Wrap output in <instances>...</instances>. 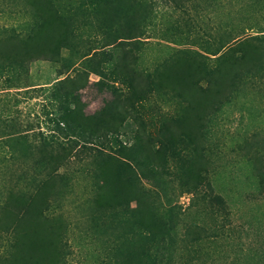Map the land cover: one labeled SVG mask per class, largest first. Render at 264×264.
Here are the masks:
<instances>
[{
    "label": "rangeland",
    "instance_id": "obj_1",
    "mask_svg": "<svg viewBox=\"0 0 264 264\" xmlns=\"http://www.w3.org/2000/svg\"><path fill=\"white\" fill-rule=\"evenodd\" d=\"M138 1L142 4H138V10L146 9L148 16H141L134 38L106 45L123 32L111 15L95 14L91 8V17L85 21L82 15L69 12L74 1L62 0L59 6L68 18L69 30L74 31L68 33L67 45L61 47L59 56L35 59L25 70L0 59V264H31L26 259L32 248L24 241L41 230L49 244L48 253H52L54 244L59 249L53 253L56 260L38 264L114 263V252L124 241L122 233L110 225L116 218L115 210L106 207L104 213L100 207L109 194L119 193L114 182L107 184L104 172L111 170L108 164H115V149L121 142L112 139V146H104L110 155L99 153L91 159L90 150L69 149L68 143L59 146L55 136V141L50 139L58 128L52 119L62 111L60 102H53L61 79L81 74L87 80L86 86L77 91L86 114L115 101L110 89H117L122 97L134 87L141 90L142 97L135 105H127L132 116L127 120L133 131L120 130V139L130 142L139 130L132 120L136 114L146 119V133L151 134L163 121L176 125L192 112L188 108L194 101L188 103V93L167 88L173 86L171 77L181 83L176 87L189 89L204 68L214 72L225 64L228 47L238 43L232 37L264 38V0H186L180 7L171 0ZM40 22L30 0H0V37L13 32L30 35L32 45L41 40L58 44L63 29L47 33L39 27ZM103 45L112 52V60L104 65L105 74L100 76L90 68L103 57L94 54V48ZM225 70L234 71L224 65L221 71ZM125 72L131 75L122 79ZM258 72L242 70L241 83L230 101L216 109L211 103L202 107L208 126L205 182L215 194L223 196L224 202H211L205 184L196 193L168 198L167 205L162 193L140 176L151 194V208L142 216L152 215L155 225L160 226L172 209L181 224L178 241L169 245L177 248L172 264H264V70ZM135 75H141V79L133 80ZM13 76L21 77V82L29 86L9 88L5 79ZM198 84L209 85L202 78ZM217 88L220 93L222 89ZM28 123L33 129L27 136L16 135L27 132ZM46 137L53 145L47 148L52 155L31 147ZM179 147L185 160L191 149L185 142ZM54 157L60 164L54 163ZM108 158L111 162L102 166ZM179 176L174 179L176 186L188 183L184 174ZM136 204L133 200L130 209ZM118 208L121 210V206ZM57 225L62 230L55 231ZM105 226L111 227L107 233ZM198 226L207 236L193 242L192 233L186 237V232Z\"/></svg>",
    "mask_w": 264,
    "mask_h": 264
},
{
    "label": "trees",
    "instance_id": "obj_2",
    "mask_svg": "<svg viewBox=\"0 0 264 264\" xmlns=\"http://www.w3.org/2000/svg\"><path fill=\"white\" fill-rule=\"evenodd\" d=\"M61 1L30 0L32 7L41 20L39 25L41 29L47 31V33H50L54 28L63 29L62 38L58 44H51L50 41V44H48V41L41 40V42L32 45L29 41L31 39L30 35L23 37L17 33L8 32L5 36L0 37V59L4 58L14 68L17 65L25 70L29 63L35 59H52L59 56L61 47H66L67 45L68 33L72 35L74 31L73 28L69 30L68 18L59 6ZM70 1H74L76 4L71 7L72 9L69 12L79 16L82 15L81 17L85 21L91 17L92 13L89 11L91 8L95 14H97V11L98 13H104L106 16L108 13L111 15L117 27H120L123 32L114 36L112 42L106 45L114 44L122 38L138 36L135 34L140 29L138 22L141 16H145V18L148 16L146 9L138 10V4L142 6L138 0ZM171 1L177 3L179 7L186 3V0ZM240 36L241 34L232 37V41L238 43H235L230 48L228 47L224 55V65L229 68L230 72L231 69H234L231 73L226 72L227 70L225 72L221 71L224 65L214 72L204 68L206 72L200 71L198 73L200 75L196 80L199 82L201 78L205 79L209 85L202 87L196 81L194 86L189 89L176 87L180 86L181 83L171 77L174 87L167 85V88H174L184 94L188 93L186 95H188L189 104L191 100L194 101L193 106L188 108L192 110L187 116L188 118L182 119L176 125L171 126L166 121H163L158 130L148 134L146 133V126H144L146 119L136 114L132 120L138 124L139 130L138 128L136 129L138 131H136L133 140L130 142H123L120 139V130L127 128L129 131H133L134 128L131 121L127 120L131 116L127 110V105H135V102L142 97L143 93L141 90L133 86L135 89L123 94L125 96L122 97L121 94H117V89H110L109 87L116 95L114 96L115 101L107 103L95 113L86 114L83 111L85 104L81 102L80 97H77V91L86 86L87 80L81 74H77L75 76L67 75L59 81L54 98H52L53 102L54 100L55 102H60L62 111L52 119L58 125L57 130L51 135L52 138L50 139L52 141L56 140L55 136L60 140L59 146H63L64 142L68 143L69 149L77 148L80 152H84L83 150L86 149L90 150L91 159L99 153L110 155V151L104 146L106 144L112 146V139L121 142L120 146L115 149L117 153L116 160H113L115 164H108L107 167L111 168V170L104 172L107 184L114 182L119 193L109 194L104 203L100 204V207H103L104 213H106V207L110 210H115L116 218L110 225L114 224L112 229L122 233L121 236L124 237V241L114 252L115 262L111 263L109 260L105 264H172L173 255L175 254L173 250L176 251L177 248H172L171 246L179 239L178 228L181 224L177 223L178 221L175 219L172 209L168 219H165L162 222L163 225L160 226L155 225V220L151 218L152 215L142 216L144 211H148L151 208L148 199L151 194L150 190L147 191L145 185L139 179L142 176L152 186L157 188L165 197L167 205L170 203L168 198L173 199L174 197L177 199L184 193H196L206 184L208 169V165L205 162L208 158L206 127L208 126L202 107L205 106V103H211L213 109H216L230 101L235 87L241 83L242 76L240 73L242 70L249 74L259 73L258 71L264 70V38L250 36L242 39ZM238 37L240 38L236 41L235 39ZM105 46L94 48L97 49L94 54H100L103 57L96 61L95 64L92 63L93 68H90L92 72L100 76L105 74L104 65L112 60V52L106 50ZM90 60L93 61L92 59ZM217 72L218 74L214 76ZM130 75L125 72L122 76L121 73V78L126 79ZM139 79H141V75H135L133 78V80ZM21 81L23 79L19 76L5 79V82L9 83L7 84L9 88L16 85L29 86L26 81L25 84ZM124 81L121 80L122 83ZM217 87L222 89L220 93ZM105 88L108 89L107 85ZM27 91L30 90L28 89ZM51 105L53 106L54 103ZM211 113H214V111ZM48 114L50 113L48 112ZM25 128L27 132L23 134L15 132L16 135H26L29 130L33 129L31 123H28ZM40 134L43 135L41 132ZM182 142H185L191 149L185 160L181 159L183 155L179 144ZM52 146L46 137V140H41V143L37 142L31 147L37 151L41 149L52 155L53 151L47 150V148ZM71 152L67 153V155L69 156ZM59 160L58 157L53 158L56 164H60ZM109 162L111 161L108 158L102 166ZM180 168L182 170L179 172ZM180 174H184L187 177L188 183L176 186L174 179H179ZM206 185L210 189L209 193L206 194L210 196L211 202H217L218 204L224 202L221 194H215L213 187L210 184ZM41 192V197L44 201L45 191L42 190ZM133 200L136 201L137 206L130 209L129 204ZM120 206L121 210L118 208ZM23 221L18 224H22ZM135 226H138L136 232L133 231ZM109 228L111 227L107 228L105 226L106 233L109 232ZM60 229L62 230L61 225L54 226L55 231ZM190 233L193 236L190 240L193 242H199L207 236L205 229L199 226L198 229L193 230L188 228L186 237ZM30 237L31 239L24 241L26 247L32 248L30 256L26 260L31 262V264L47 261V259H49L48 261L56 260V256L54 255L53 257V253L59 247L56 244L52 245L51 249L53 251L48 253L49 244L45 241L42 230L37 232L36 235H30Z\"/></svg>",
    "mask_w": 264,
    "mask_h": 264
}]
</instances>
